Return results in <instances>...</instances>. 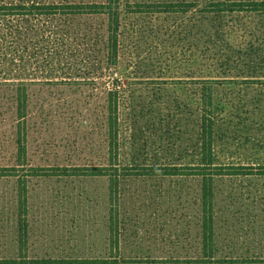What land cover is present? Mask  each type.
<instances>
[{"label":"rangeland","instance_id":"obj_1","mask_svg":"<svg viewBox=\"0 0 264 264\" xmlns=\"http://www.w3.org/2000/svg\"><path fill=\"white\" fill-rule=\"evenodd\" d=\"M120 1L114 66L93 60L79 82L30 87L23 158L1 76L0 258L17 255L22 194L30 257H106L114 217L117 253L127 264H192L200 252L201 177L163 175L161 166L198 161L203 115L214 119L222 171L264 169V13L233 11L236 0ZM82 24L102 31L105 21ZM109 91L119 96L118 162L127 173L113 215L106 177L59 175L105 162ZM14 164L22 166L6 168ZM213 234L217 258L264 264V175L214 178Z\"/></svg>","mask_w":264,"mask_h":264},{"label":"trees","instance_id":"obj_2","mask_svg":"<svg viewBox=\"0 0 264 264\" xmlns=\"http://www.w3.org/2000/svg\"><path fill=\"white\" fill-rule=\"evenodd\" d=\"M244 2L251 5L250 9H242L241 4ZM233 3L239 6L233 11L248 10L264 13V0H236ZM216 11L225 12V9ZM121 12L120 0H0V80L4 79L1 76H7L6 84L10 88L15 123L14 147L17 158H23L26 154L24 128L30 103V87L79 82L75 78L81 73H87L88 65L93 60L107 67L114 66L119 53ZM92 16L103 17L105 24L102 31L93 30L82 24L84 19L87 20ZM99 52L102 53L99 54ZM2 53H4L3 56ZM108 100L105 162L96 167L75 166L71 174L66 172V167H64L59 175L106 177L109 209L113 215L112 208L119 204L117 196L120 176L127 173L124 171V166L118 162V92L109 91ZM213 123L212 116H202L199 132V157L196 163L182 167L163 165L161 168L163 175L184 174L201 177L200 252L197 257L188 259L189 262L192 264H236V259L215 256L213 245L214 178L223 175H264V169L262 170L263 167L260 166L254 171L255 167L249 166L251 172L241 173L236 170L246 167L228 166L232 171H222L225 167L214 162ZM18 166L22 165L6 168L15 172ZM181 168L187 171L181 173ZM80 169L91 171L85 172L86 170L80 171ZM22 188L25 189V186ZM21 197L22 194H19L17 255L1 257L0 264H127L128 260L119 257L117 253L119 249L118 230L113 220L114 217L110 218L109 225H107L109 253L106 257H30L27 253V212L25 207L22 209Z\"/></svg>","mask_w":264,"mask_h":264}]
</instances>
